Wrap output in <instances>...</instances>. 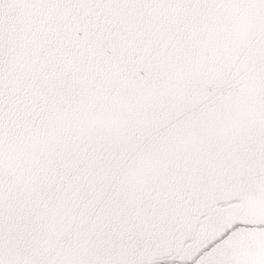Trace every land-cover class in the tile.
<instances>
[{
    "label": "snow or ice",
    "instance_id": "snow-or-ice-1",
    "mask_svg": "<svg viewBox=\"0 0 264 264\" xmlns=\"http://www.w3.org/2000/svg\"><path fill=\"white\" fill-rule=\"evenodd\" d=\"M0 264H264V0H0Z\"/></svg>",
    "mask_w": 264,
    "mask_h": 264
}]
</instances>
